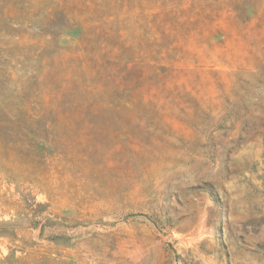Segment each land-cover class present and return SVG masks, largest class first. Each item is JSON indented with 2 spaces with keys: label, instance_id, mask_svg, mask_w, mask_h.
<instances>
[{
  "label": "rangeland",
  "instance_id": "rangeland-1",
  "mask_svg": "<svg viewBox=\"0 0 264 264\" xmlns=\"http://www.w3.org/2000/svg\"><path fill=\"white\" fill-rule=\"evenodd\" d=\"M67 14L145 81L48 127L39 30L75 41ZM0 264H264V0H0Z\"/></svg>",
  "mask_w": 264,
  "mask_h": 264
},
{
  "label": "trees",
  "instance_id": "trees-1",
  "mask_svg": "<svg viewBox=\"0 0 264 264\" xmlns=\"http://www.w3.org/2000/svg\"><path fill=\"white\" fill-rule=\"evenodd\" d=\"M46 15L52 16V11ZM65 16L67 23L61 27L72 30L75 41L59 43L60 36H44L39 30L41 46L54 49L47 67L56 75L49 83L37 79L31 119L48 127L104 120V111L124 106V98L135 95L145 81V66L120 31L111 30L108 23L86 25L89 21L77 14Z\"/></svg>",
  "mask_w": 264,
  "mask_h": 264
}]
</instances>
